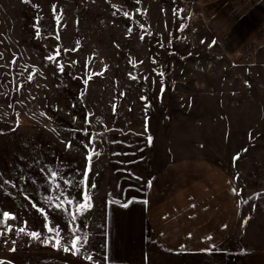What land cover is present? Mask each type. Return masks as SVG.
<instances>
[{
  "label": "rangeland",
  "instance_id": "rangeland-1",
  "mask_svg": "<svg viewBox=\"0 0 264 264\" xmlns=\"http://www.w3.org/2000/svg\"><path fill=\"white\" fill-rule=\"evenodd\" d=\"M218 1L0 0V212L16 217L0 236V261L106 264L105 204L142 194L179 158L205 157L240 184L264 183V25L225 53L204 25ZM57 48L63 72L46 59ZM85 192L92 207L74 221L47 199L78 203ZM49 227L62 243L73 228L87 243L79 254L44 244ZM156 253L146 264H224L220 250Z\"/></svg>",
  "mask_w": 264,
  "mask_h": 264
},
{
  "label": "crops",
  "instance_id": "crops-1",
  "mask_svg": "<svg viewBox=\"0 0 264 264\" xmlns=\"http://www.w3.org/2000/svg\"><path fill=\"white\" fill-rule=\"evenodd\" d=\"M204 25L232 54L264 25V0H219ZM249 184L205 157L170 162L142 194L105 204L102 261L146 264L158 249L178 255L220 250L224 264H264V183Z\"/></svg>",
  "mask_w": 264,
  "mask_h": 264
},
{
  "label": "snow or ice",
  "instance_id": "snow-or-ice-1",
  "mask_svg": "<svg viewBox=\"0 0 264 264\" xmlns=\"http://www.w3.org/2000/svg\"><path fill=\"white\" fill-rule=\"evenodd\" d=\"M55 10V8H54ZM182 11V10H180ZM125 15L127 16L128 13H125ZM141 27H143V25H141ZM37 35H39V32L37 33ZM57 39H59V37L57 36ZM213 43H215L213 41ZM60 55V49L57 48L56 52L54 55L52 56H48L46 57V59L49 62L55 63L58 70L60 72L64 71V66L62 64H59L56 61V57H58ZM3 56V53H0V57ZM12 64L16 63L15 58H13V60L11 61ZM36 74V70L34 69L32 73L29 74L28 76V80L31 81L33 79V76ZM91 77H89L90 79ZM132 79H136L135 77H131ZM87 80L84 81L85 84H87ZM163 90V89H162ZM94 139V138H93ZM149 142H151V137H149ZM71 142H68L66 144V148H71ZM87 147V146H86ZM246 151V150H245ZM99 153L96 152L94 149L90 152H88L86 154V172L84 173L85 176V180L87 179V175L88 172L91 171V161L93 159L94 156H98ZM234 159H239V155H237V157H234ZM41 171H44L43 169H41ZM49 177H50V183L55 184L56 189H60L61 184L58 182V177H59V173L55 170H52L49 172ZM6 183L5 181H0V188H2L3 184ZM65 183H70V182H65ZM95 185H93L94 187ZM49 200V202L51 203V201L53 199H55V204L54 207L57 209H61L63 211H66L69 216L72 218V220L74 221L76 219V216L78 214H83V212L87 211L88 209H90L92 207L91 204V198L90 195L85 192L83 195V199L80 202H75L73 199L71 198H67V197H63V194L61 193V195H58L56 197H48L47 198ZM73 205H75V210H73ZM32 206L35 208L37 207V205L35 203L32 204ZM125 207H127V205H124ZM38 211L42 214V215H47L45 212L44 208H38ZM16 217L14 214H10L8 212H0V236H5L6 233H10L13 231V228L11 226V224H9V220H15ZM78 230L73 228L72 229V237L66 242V243H62L63 241V237L60 234V231L58 228H54V227H49L48 228V232L49 233H53V235L47 239L42 240L41 242L44 244H51L52 247L55 248H63L64 251H73V254H79L81 247L83 246V244L87 243V237H80L79 235L76 234ZM25 229L24 228H19L16 231V234L19 235L21 233H24ZM27 235H29L31 238L39 240L41 234L37 233L35 231L32 232H28ZM5 243H7L8 241L5 239L4 241ZM12 243H15V241H12ZM12 251H15V249H11ZM88 259H91V257H87ZM0 264H5V262L0 261Z\"/></svg>",
  "mask_w": 264,
  "mask_h": 264
}]
</instances>
